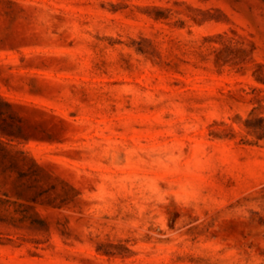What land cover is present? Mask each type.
Returning a JSON list of instances; mask_svg holds the SVG:
<instances>
[{
    "label": "rangeland",
    "instance_id": "rangeland-1",
    "mask_svg": "<svg viewBox=\"0 0 264 264\" xmlns=\"http://www.w3.org/2000/svg\"><path fill=\"white\" fill-rule=\"evenodd\" d=\"M0 264H264V0H0Z\"/></svg>",
    "mask_w": 264,
    "mask_h": 264
}]
</instances>
